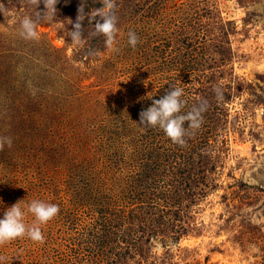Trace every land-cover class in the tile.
<instances>
[{"label":"rangeland","instance_id":"374dc122","mask_svg":"<svg viewBox=\"0 0 264 264\" xmlns=\"http://www.w3.org/2000/svg\"><path fill=\"white\" fill-rule=\"evenodd\" d=\"M93 1L98 0H59L56 17L37 22L40 39L29 41L20 36V22L25 16L36 20L37 9L27 0H0V138L12 139L11 147L0 151V218L21 200L22 206L42 200L60 208L42 226L44 244L25 238L0 247L5 264H74L72 246L84 243L89 233L105 235L102 224L99 232L91 231L97 220L85 183L95 189L105 182L110 212L127 206L133 195L130 191L127 198L124 188L129 169L117 168L113 151L118 143L133 153L146 147L142 136L147 127L139 123L140 113L171 84L184 89L183 112L190 111V100L200 96L191 91L192 82L203 71L223 85L214 101L204 91L195 104L209 102L217 111V117L211 116L207 106L200 127L204 133L202 125L216 118L219 166L215 174L209 172L206 195L182 222L185 235L174 241L157 227L142 239L133 259L122 264H264V0H206L232 23L218 49L209 53L211 68L187 75L172 60V48L156 51L144 39L133 49L125 42L123 35L133 23L129 14L118 22V52L105 45L95 54L90 51L100 44L93 34L95 23L86 20L90 17L82 22L83 42L74 44L68 33L79 8L83 4L86 13L95 12L98 7L88 9ZM176 2L187 1L167 6ZM44 10L41 3L38 11L43 15ZM159 137L169 141L166 135ZM185 140L183 146L191 143V137ZM72 170L83 189L69 182ZM107 175L113 178L105 181ZM65 205L68 209L61 210ZM26 222L34 217L28 215ZM83 258L79 264H85Z\"/></svg>","mask_w":264,"mask_h":264},{"label":"trees","instance_id":"16d2710c","mask_svg":"<svg viewBox=\"0 0 264 264\" xmlns=\"http://www.w3.org/2000/svg\"><path fill=\"white\" fill-rule=\"evenodd\" d=\"M149 1L117 0L118 22L125 14H129L133 18L130 31L136 32L139 41L145 39V46H150L156 51L166 46L172 48V51L176 52V58L172 60L186 69V75L191 71L196 72L197 69L200 71V67L211 68L209 53L218 49L219 39L232 23L231 20L224 18L220 8L212 6L214 4H206V0H186V3L181 4L176 2L173 7H168L167 4L174 0H155V3L151 4ZM90 6L100 8L102 4L98 0L88 6L89 10ZM207 17L209 20L206 19ZM86 20L89 22L90 19ZM101 37H95L99 38L100 44L90 48L93 54L105 45L104 37ZM123 38L127 43L128 34L123 35ZM139 43L137 45H140ZM190 51L192 54L189 53ZM178 57L181 60H178ZM207 73V71L199 74L196 72V81L192 82L191 91L198 90L199 98L203 97L205 91L207 100L214 101V96L220 92L223 85L217 82L215 76ZM231 86L232 84H229V87ZM227 94L229 98L232 97L231 94ZM154 97L158 99L161 94H154ZM199 98L192 97L191 104L194 106L196 99ZM200 102L201 100L195 106ZM206 103L205 108L209 106V102ZM217 115L212 104L211 116L217 117ZM215 120L216 118H213L209 120L211 124L208 122L206 126L202 125L206 127L204 133L201 127L199 130L189 129L191 134L186 137H191V143L183 147L181 145L176 147V143H173L169 137V141H161L159 136L166 134L161 129L157 132L158 128L146 129L142 136L147 142L146 147L141 146L135 153L125 150L123 143H118L120 147L117 146L113 151L119 164L117 168L128 167L127 175L130 180L124 188L127 198L130 191L133 195L126 200L127 206L118 209L117 212H110L111 200L106 198V188L102 187L105 182H101L95 189L85 183V187L88 188L86 194L92 199L96 212L97 221L95 225L90 226L91 231L99 232L98 226L102 224L107 233L105 235L89 233L84 243L72 246L71 250L72 248L75 250L73 255L75 259L70 262L79 264L78 259L81 256H84L82 262L86 261L85 264H107L109 261L112 264H122L131 261L135 255L134 251L144 245L141 244L142 239L147 233L152 234L158 230L157 227L160 231L169 233L168 238L171 237L174 241L180 240L187 232L186 226H183L185 224H182L185 216L199 198L206 195L209 172L215 174L219 166L216 143H220V140L217 138L216 129L213 128L216 127ZM78 175L76 170H72L69 174V182L83 189L77 179ZM112 178L113 176L107 175L105 181H110ZM81 184L84 185V182ZM58 188L59 185L57 191ZM68 206L61 207V210L68 209ZM95 227L97 229H94ZM112 227L114 229H110ZM82 238L84 237H80V241ZM150 239L149 235L145 241H151Z\"/></svg>","mask_w":264,"mask_h":264},{"label":"clouds","instance_id":"9594fccd","mask_svg":"<svg viewBox=\"0 0 264 264\" xmlns=\"http://www.w3.org/2000/svg\"><path fill=\"white\" fill-rule=\"evenodd\" d=\"M99 2L102 7L97 8L95 12L86 13L84 5L80 6L77 20L68 36L74 44H81L84 31L82 22L86 17H90L89 23L95 21L93 34L104 37L107 50L118 52L119 49L116 47L119 33L117 0H99ZM41 3L45 5L43 15L38 11ZM58 3L59 0H27L29 6L37 9V19L25 16L20 22V36L25 40L38 41L40 33L37 29V22H50L54 19L58 11L56 7ZM139 42L136 32L129 31L128 44L135 49ZM186 104L184 89L171 84L164 96L154 99L150 107L141 111L139 123L147 128L163 130L173 143L183 146L186 143L185 137L189 135L188 130L200 127L202 112L205 109L202 102L199 106H193L190 111L184 113L183 109ZM5 145L11 147V137L0 138V151L4 150ZM21 201L9 207L4 212L3 218H0V247L25 238L41 245L44 244L46 237L42 226L47 225L60 213L59 206L54 203L32 200L22 206ZM28 215L34 217V222H26ZM0 264H5V257L0 256Z\"/></svg>","mask_w":264,"mask_h":264}]
</instances>
